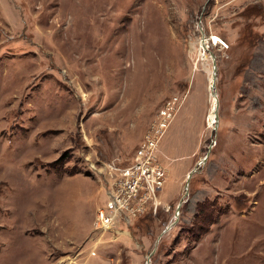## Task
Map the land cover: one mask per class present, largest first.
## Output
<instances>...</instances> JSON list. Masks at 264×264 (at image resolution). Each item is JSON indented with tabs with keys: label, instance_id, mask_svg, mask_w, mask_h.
<instances>
[{
	"label": "rangeland",
	"instance_id": "obj_1",
	"mask_svg": "<svg viewBox=\"0 0 264 264\" xmlns=\"http://www.w3.org/2000/svg\"><path fill=\"white\" fill-rule=\"evenodd\" d=\"M153 125L163 188L99 228ZM0 264H264V0H0Z\"/></svg>",
	"mask_w": 264,
	"mask_h": 264
},
{
	"label": "built area",
	"instance_id": "obj_2",
	"mask_svg": "<svg viewBox=\"0 0 264 264\" xmlns=\"http://www.w3.org/2000/svg\"><path fill=\"white\" fill-rule=\"evenodd\" d=\"M202 35L206 39V47L201 43V48L205 54L210 45V38L207 37L205 31ZM213 38V36H210ZM202 39V40H203ZM220 44L226 45L222 39H218ZM208 41V42H207ZM165 114H171L172 107L167 106ZM163 125V124H162ZM168 125V123H167ZM157 125H153L146 136V143L139 149V153L135 157L134 165L126 173V178L122 183V187L115 191L116 196H112L110 202L113 207H100L97 210L96 225L102 229L113 227L119 216V212L128 210L130 207L133 210L132 214H137L138 209L141 211L145 207L151 197H154L156 189H162L166 181V171L161 164L157 162L156 151L159 146L160 139L163 137L166 129H160ZM131 201L136 204H131Z\"/></svg>",
	"mask_w": 264,
	"mask_h": 264
},
{
	"label": "trees",
	"instance_id": "obj_3",
	"mask_svg": "<svg viewBox=\"0 0 264 264\" xmlns=\"http://www.w3.org/2000/svg\"><path fill=\"white\" fill-rule=\"evenodd\" d=\"M208 206H209L208 202L201 203L198 206L197 209L198 213L195 222L193 224V228L191 229L192 233L195 234L196 239L204 232H206L209 228V225L214 222L212 221L208 223V218H207Z\"/></svg>",
	"mask_w": 264,
	"mask_h": 264
},
{
	"label": "water",
	"instance_id": "obj_4",
	"mask_svg": "<svg viewBox=\"0 0 264 264\" xmlns=\"http://www.w3.org/2000/svg\"><path fill=\"white\" fill-rule=\"evenodd\" d=\"M203 33H204V32H203ZM213 63H214V65H213V67H214V68H213V69H214V79H216V76H217V72H216V70H217V63H216V60H214ZM214 86H215V81H212L211 88H213ZM217 111H218V104H217V106H216V116H217ZM216 129H217V124H216V122H215V125H214V127H213V131H215ZM210 149H211V148H209L208 153L203 157V159L199 162V164L189 172V174H188V176H187V180H186V190H187L186 195H188V189H189L190 181H191V178H192L193 174H194L195 172H197V171L200 170V166H201L202 163L206 162V160L208 159V155H209V151H210ZM183 202H184V200H181V201H180V203H179V205H178V208L181 207V205H182ZM176 218H177V216H176ZM173 224H175V222H173L171 225L173 226ZM168 228H169V227H167V229H168ZM167 229H166V230H167ZM152 253H153V251L150 253V255H151ZM149 260H150V256H149ZM148 263H149V261H148Z\"/></svg>",
	"mask_w": 264,
	"mask_h": 264
},
{
	"label": "bare ground",
	"instance_id": "obj_5",
	"mask_svg": "<svg viewBox=\"0 0 264 264\" xmlns=\"http://www.w3.org/2000/svg\"><path fill=\"white\" fill-rule=\"evenodd\" d=\"M207 37H208V36H207ZM206 39H207V38H204L203 40L201 39V42L203 41V42L205 43V45H206ZM207 42H208V41H207ZM209 44H210V41H209ZM203 45H204V44H203ZM205 45H204V47H205ZM214 60H215V57H214ZM214 60H213V61H214ZM214 81H215V79H214ZM214 114L216 115V106H215ZM185 189H186V185H185ZM186 192H187V190H186ZM186 192H185V194H186ZM171 226H172V225H170L169 228H168L167 230H169V229L171 228Z\"/></svg>",
	"mask_w": 264,
	"mask_h": 264
}]
</instances>
